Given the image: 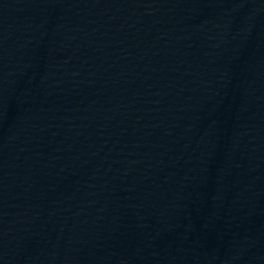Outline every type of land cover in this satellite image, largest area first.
I'll return each instance as SVG.
<instances>
[{
  "label": "water",
  "instance_id": "obj_1",
  "mask_svg": "<svg viewBox=\"0 0 264 264\" xmlns=\"http://www.w3.org/2000/svg\"><path fill=\"white\" fill-rule=\"evenodd\" d=\"M0 264H264V0H0Z\"/></svg>",
  "mask_w": 264,
  "mask_h": 264
}]
</instances>
